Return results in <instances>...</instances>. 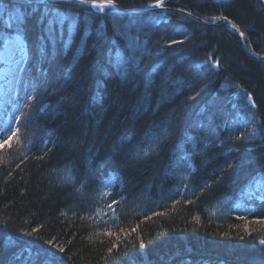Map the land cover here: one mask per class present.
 Listing matches in <instances>:
<instances>
[{
  "label": "trees",
  "instance_id": "obj_1",
  "mask_svg": "<svg viewBox=\"0 0 264 264\" xmlns=\"http://www.w3.org/2000/svg\"><path fill=\"white\" fill-rule=\"evenodd\" d=\"M5 4L17 0H0ZM166 7L207 23L165 10L89 19L82 8L62 5V12L80 14L79 30L86 22L92 28V34L84 32L88 47L77 50L78 31L70 49L49 44L45 56L37 55L44 43L39 11L26 14L22 28L0 13V42L14 32L25 41L16 92L28 101L0 145V264H22L16 256L26 246L51 247L63 264H264L258 243L264 224L256 223L264 220V191H245L264 180V60L250 57L230 27L211 19L228 16L245 32V47L264 55V3L166 0ZM149 16L167 22L153 24ZM133 37H139V49L129 60ZM172 38L184 43L167 47ZM245 90L255 109L245 111ZM150 124L173 133L158 155L130 160L135 167L121 156L109 157L126 132L136 143ZM242 129L258 135L234 142ZM185 138L191 142L178 150ZM69 170L71 183L63 179ZM113 173L121 179L96 191ZM113 199L120 201L115 213L107 207ZM235 199L253 207L246 219L226 212Z\"/></svg>",
  "mask_w": 264,
  "mask_h": 264
},
{
  "label": "snow or ice",
  "instance_id": "obj_2",
  "mask_svg": "<svg viewBox=\"0 0 264 264\" xmlns=\"http://www.w3.org/2000/svg\"><path fill=\"white\" fill-rule=\"evenodd\" d=\"M216 3H220V0H216ZM62 5H73L77 6L79 8H82L83 15L89 17V19H92L94 15L103 14V18L106 19L108 16H116V15H124L126 13L121 12L119 6H118V0H17L16 5L11 4H5L4 6H0V13L7 12L10 17H14L18 26L20 28L23 27L25 21H26V14L28 16L35 14L37 11L40 12V16L38 18V23L41 25H44L43 32V41L44 43L41 44L40 48L37 51L38 56H45L47 54V47L49 44H56L57 42H60L63 44V46L66 49H70L71 46L76 43V35L79 31V43L76 44L77 50L83 51L85 48L88 47V39L89 36H86L84 34L85 31H87L89 34H92V28L85 23V29L79 30V21H80V14L74 13V14H68V12H62L61 6ZM146 8H155V9H166V0H154L153 3H149L145 5ZM177 12H184V9H176ZM138 15H143L142 12H138ZM187 16L191 17L193 16L192 12H187ZM197 20H199V17H196ZM213 22L222 21L224 23V26L230 27L232 30H234L236 33H238L239 38L241 40H244L246 38V34L244 31L241 30V28L236 24L233 23L232 20L229 19L226 15H217L211 18ZM148 20L153 24H160L161 20H164L167 22V18L165 16H149ZM93 23L95 21L93 20ZM135 23V22H133ZM207 23V21H205ZM65 25H67V30L65 34ZM115 27V26H113ZM127 28V26H124ZM100 32L99 26H97V33ZM120 35H123L124 32L120 31ZM100 38H106L105 35H100ZM139 37H133L132 38V44L130 45L133 48V54L129 57V60L134 59L135 56V50L139 49ZM144 44H147L148 41L145 40L143 42ZM184 40H177L175 38H172L170 43L166 45L167 47H171L174 44H183ZM9 44L15 45L22 53L25 51V43L22 39V36L20 34H17L12 39H5V49L7 50V47ZM143 51H147V49H143ZM253 55H256L253 53ZM149 56H151V53H149ZM74 59L78 63L79 57L74 55ZM264 60V58H261ZM139 65V62L137 61V66ZM211 66L213 67H219L218 63H213ZM97 67H100L97 65ZM118 67H120L118 65ZM200 93L197 92L196 95H199ZM97 100V103L102 105L103 101V94L98 91L97 96L95 97ZM192 99H195V97H192ZM245 100V111H248L250 109H255L257 107L255 101L253 100V96L251 93L247 92L245 90L244 96L242 98ZM25 107L28 106V101H24ZM235 107V105H234ZM23 115V113H21ZM249 119H255L254 116H250ZM248 121H245V124H247ZM259 124V122H257ZM257 126V125H254ZM146 130L143 132L142 135H140L136 143H132V137L126 132L120 139V143L118 146H114L112 149H110L109 157L111 159H115V156H121L123 160H125L128 163V166L135 167L134 163H131V161H141L144 158H148L150 154H159V151H162L163 146L166 145L168 142H170L171 137L173 136L172 131L164 127L162 125H156V124H150L146 125ZM10 131V130H9ZM258 135V132H252L250 134H246L245 130H240L239 135H236L234 137H231V139L235 141H243L247 140L250 137L254 138ZM0 137H3L0 139V145L3 144L4 140L7 139V137H4L2 133H0ZM191 142V138H185V140L180 144L177 145L178 150H183L185 148V145ZM125 144L131 145L130 148H125ZM195 147V145H193ZM123 150V151H122ZM46 152L42 153L37 159H43ZM228 169L232 168V164L229 163L227 165ZM66 181L69 183L72 182V176H71V170L63 177ZM121 179L119 173H113L112 176H110L106 182L102 181L99 187L96 189L98 192H103L106 188H111L114 185V181H119ZM184 179L186 180L187 177L185 176ZM74 187V185H73ZM207 187V185H205ZM84 188V184L82 183L80 185V188H76V191H81ZM176 195H180V193H176ZM264 198V197H262ZM123 199V197H122ZM120 201H117L113 199L110 203L107 204V207L115 213L116 209L114 208V205L119 204ZM174 203H179V201H174ZM188 203H191L189 200ZM156 215H163V213H156ZM238 219H246V217L240 216L237 217ZM256 223L264 224V220H258ZM35 231V230H34ZM107 235H111V232L106 233ZM27 236H31L32 233H25ZM242 238V237H241ZM45 244H50V241H45ZM260 245H264V239H260L258 241ZM115 247V245H113ZM144 245L141 244V248H143ZM63 247L59 248V252H63ZM108 252H112V247L108 248ZM24 253H27L25 255ZM17 259L22 261V264H63L62 257L57 254L56 251H53L51 247H44V246H26L24 249L21 250L20 253L16 256Z\"/></svg>",
  "mask_w": 264,
  "mask_h": 264
},
{
  "label": "bare ground",
  "instance_id": "obj_3",
  "mask_svg": "<svg viewBox=\"0 0 264 264\" xmlns=\"http://www.w3.org/2000/svg\"><path fill=\"white\" fill-rule=\"evenodd\" d=\"M263 3H264V0H261ZM147 5V4H146ZM119 6V5H118ZM143 6H145V5H141V6H136V7H130V8H123V7H121V6H119V7H121L122 9H131V8H138V7H143ZM167 8H170V7H167ZM170 9H175V8H170ZM176 10V9H175ZM169 12H171V11H169ZM185 12V11H184ZM174 13H176V12H174ZM178 14V13H177ZM186 17V16H185ZM189 18V17H188ZM190 19H192V18H190ZM200 19V18H199ZM193 21H195L194 19H192ZM202 20V19H201ZM203 21V20H202ZM195 22H197V21H195ZM204 22V21H203ZM217 22H222V21H217ZM197 23H200V22H197ZM203 24H205V22L203 23ZM211 24V23H210ZM232 30V29H231ZM232 32H233V30H232ZM234 33V32H233ZM17 34H20V35H22L20 32H14L12 35H17ZM235 34V33H234ZM236 35V34H235ZM7 38V36L6 37H4V39H3V42H2V44H1V47H0V61H3V60H5L6 58H9V57H12L13 56V51H14V49L16 48L15 47V45H13V44H9V46L7 47V50L5 49V39ZM7 39H12V38H7ZM23 39V38H22ZM24 40V39H23ZM24 43H25V41H24ZM239 43V42H238ZM242 43H243V40H242ZM240 44V43H239ZM243 45H244V43H243ZM241 46V45H240ZM244 47H245V45H244ZM242 48V47H241ZM245 49H246V53L249 55V53L248 52H252V53H255V52H253V51H250V50H248L246 47H245ZM256 55H260V54H257V53H255ZM250 57H252L251 55H249ZM261 56H264V55H261ZM24 57V63H23V66L21 67V65H22V60H23V58H22V60L21 59H19V60H16V61H14V62H12V67H9V68H4V69H1L0 70V74L2 73V74H5V75H12V77L14 78L15 76H17L18 75V77H17V82H16V85H15V92L13 93V95H12V97L8 100L9 102H8V104H15L16 105V107H19V110L21 111V104L23 103V101L25 100V97H26V95H24V94H19L18 92H16V90H17V88H18V82H19V78L20 77H22L23 76V71H21V70H23L24 69V67H25V60L27 59V52L25 51V56H23ZM252 58H255V57H252ZM255 59H259V58H255ZM262 60V59H261ZM20 67H21V69H20ZM20 76V77H19ZM12 78V79H13ZM18 104V105H17ZM19 110H18V113H19ZM27 112V110H24V113H26ZM18 113H17V116H18ZM12 124H13V119H12ZM12 132H13V129H12ZM12 132H11V134L8 136V138L9 137H11V135H12ZM7 138V139H8ZM6 139V140H7ZM6 140H4V141H6ZM248 190H250V191H252V190H257V191H259V192H261V191H264V180H256L251 186L249 185V186H247L246 187V189H245V191H246V193L248 194ZM253 207L250 205V204H248V203H245L243 200H239V199H235L228 207H227V210H226V212L228 211L231 215H233V216H243V217H247V216H250L252 213H253ZM227 212V213H228Z\"/></svg>",
  "mask_w": 264,
  "mask_h": 264
},
{
  "label": "rangeland",
  "instance_id": "obj_4",
  "mask_svg": "<svg viewBox=\"0 0 264 264\" xmlns=\"http://www.w3.org/2000/svg\"><path fill=\"white\" fill-rule=\"evenodd\" d=\"M16 35L7 36V38H14ZM4 39V38H3ZM3 39L0 42V47L3 42ZM25 51L22 53L17 47L13 51V56L6 58L3 61H0V70L4 68L12 67V62L23 58L22 65L24 63ZM20 67V69H21ZM17 76L14 78L12 75L0 74V133L4 137H7L11 134L14 124H12V119L16 118L19 107H16L15 104H8V100L12 97L15 92V85ZM13 78V79H12ZM10 130V131H9ZM3 137H0L2 139ZM184 167L185 169L190 168L191 164L188 157L184 158ZM187 170H184L181 175H184ZM255 191V190H254ZM249 194H252V191L248 190ZM246 195V194H245ZM260 197V195H259Z\"/></svg>",
  "mask_w": 264,
  "mask_h": 264
},
{
  "label": "water",
  "instance_id": "obj_5",
  "mask_svg": "<svg viewBox=\"0 0 264 264\" xmlns=\"http://www.w3.org/2000/svg\"><path fill=\"white\" fill-rule=\"evenodd\" d=\"M120 8V10H121V12H124V13H138V12H142V13H145V12H151V11H155V10H165V9H155V8H146V7H138V8H131V9H122L121 7H119ZM166 9L167 10H165V11H171V12H176V13H178V14H180V15H183V16H186V17H189V16H187L186 15V13L187 12H177V11H175V9H170V8H167L166 7ZM189 18H192V19H194L195 21H197V22H200V23H204L201 19H199V20H197L196 19V16H191V17H189ZM218 23V22H217ZM233 32L237 35V37H238V42L240 43V45H241V47H242V49L244 50V51H246V49H245V47H244V45H243V43H242V40L239 38V35H238V33H236L234 30H233ZM247 52V51H246ZM249 53V55H251L252 57H255V58H259V59H261V58H264V56H261V55H253V53L252 52H248Z\"/></svg>",
  "mask_w": 264,
  "mask_h": 264
}]
</instances>
